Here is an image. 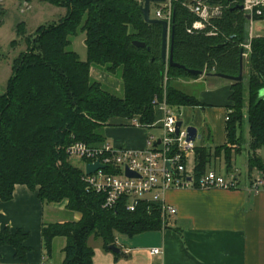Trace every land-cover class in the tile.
<instances>
[{"label":"trees","instance_id":"trees-1","mask_svg":"<svg viewBox=\"0 0 264 264\" xmlns=\"http://www.w3.org/2000/svg\"><path fill=\"white\" fill-rule=\"evenodd\" d=\"M40 1L64 9L65 15L30 35L24 23L15 26L16 38L26 49L14 60L0 94V202L10 201L14 187L23 185L36 191L45 206L65 202L66 214L79 215L78 220L42 225L47 257H51L54 240L64 239L61 264H93L94 252L87 244L90 237L100 239L109 251V246L116 247V233L131 238L164 227L158 203L143 202L133 213L123 204L104 209L103 197L87 189L82 165L73 167L64 148L73 142L91 148L103 145V129L112 120L137 118L142 128L152 129L156 106L163 102L176 113L185 107H202L196 98L176 89L175 81L214 75L237 77L242 60V81L230 82L225 141L216 154L225 152L229 172L231 154L242 150L237 131L246 114L251 151L247 166L249 171L264 174V162L256 155L264 148V99L259 97L264 90V37L249 38V22L264 17L248 20L237 8L244 0H202L221 7L222 15L193 33L188 30L196 17L187 9L186 0L172 1L171 55L173 63L183 70L163 63L162 27L143 20L140 0ZM3 18L0 9V25ZM78 31L85 34V62L69 50L70 38ZM134 41L144 43L145 48L134 47ZM247 44L249 51L244 48ZM92 68L117 77L121 94L93 80ZM211 160V148L195 149L193 172L197 179ZM27 239L20 230L0 229V247H11L21 264H26L30 251L25 246Z\"/></svg>","mask_w":264,"mask_h":264},{"label":"crops","instance_id":"crops-1","mask_svg":"<svg viewBox=\"0 0 264 264\" xmlns=\"http://www.w3.org/2000/svg\"><path fill=\"white\" fill-rule=\"evenodd\" d=\"M90 76L116 92L122 88L121 82L98 69L92 68ZM207 80L219 82L222 79L200 77L190 81V85L202 83L203 86L208 84L209 88L215 89H204L199 94L197 100L202 107L182 109L187 126L194 127L197 136L198 132L207 128V138L212 141L216 139V146L221 147L225 141L226 114L224 118L216 119L218 111L214 108L229 106L230 84H209ZM156 114L158 118H155L153 128L157 127L163 117L159 109L155 110ZM146 130L127 121L112 120L105 130L104 145L118 150H145L151 137ZM194 158L195 155L190 169H194ZM252 171L248 172V178L239 180L236 190L189 188L166 191L161 197V203L174 208L176 215L165 217L164 227L160 231L150 232L156 237L149 246L132 247L125 252L119 249V257L107 256L104 260L94 256L92 263L264 264V190H250L251 175L256 173L264 179V174L257 170ZM65 205L64 202L60 206H45L38 199L36 191H30L23 185L14 187L10 201L0 202V229L8 228L12 232L20 230L28 236L25 246L30 248V251L26 256V264L62 263L63 256L58 260L46 256L41 229L44 223L65 222L67 217L60 215L66 214ZM46 211L51 212L49 219ZM58 214L59 216H56ZM78 219V214L72 215V220ZM152 248L162 250L161 258L150 254L149 250ZM0 264L21 263L14 258V250L11 247L1 246Z\"/></svg>","mask_w":264,"mask_h":264},{"label":"built area","instance_id":"built-area-1","mask_svg":"<svg viewBox=\"0 0 264 264\" xmlns=\"http://www.w3.org/2000/svg\"><path fill=\"white\" fill-rule=\"evenodd\" d=\"M172 1L164 0L154 14L156 20L167 22L169 27L173 19ZM188 1L187 9L196 17L188 33L204 30L211 20L218 19L222 15V8L219 6H209L202 0ZM242 7L243 12L250 18L264 17V0H244ZM252 37L250 32L249 38ZM244 48L249 51V44ZM156 109L161 110L163 114L160 126L163 135L158 139L151 136L145 150H118L104 144L101 147L91 148L81 142H73L64 148L67 156L83 161L82 180L88 190L103 197L104 209L113 210L119 204H123L127 212L133 213L143 202L158 203L163 218L173 217L176 215V210L161 203L162 195L170 189L230 191L238 189L239 176L232 171L218 174L210 170L197 179L193 169L187 167L188 161L195 155V141L187 140L186 128L183 124L176 134V123L179 120L165 102L156 106ZM225 120H228L227 116ZM129 123L141 127L137 118L130 120ZM96 162L104 166V169L86 175V166ZM126 171L136 177L128 178ZM250 183L252 192L264 190L262 176L251 178ZM149 251L152 256L158 258L162 256V250L159 248H152Z\"/></svg>","mask_w":264,"mask_h":264},{"label":"rangeland","instance_id":"rangeland-1","mask_svg":"<svg viewBox=\"0 0 264 264\" xmlns=\"http://www.w3.org/2000/svg\"><path fill=\"white\" fill-rule=\"evenodd\" d=\"M186 4L189 3L188 0L185 1ZM160 5L151 4L150 6V18H154L155 10ZM0 9L4 12L3 24L0 25V94L4 93L6 83L11 76L12 66L14 60L19 56V54L26 49V45L23 41H20L16 38L15 35V26L18 23H24L26 34H32L38 27L44 26L47 24L57 23L61 17L65 15V10L62 8H57L51 6L46 3H42L40 0H0ZM1 20V19H0ZM253 37H264V20H255L249 22V33ZM15 41V46H12L11 43ZM70 47L69 50L73 51L77 54L80 61L85 62L87 59V48L85 44V34L83 31H78L76 35L70 38ZM117 81L120 80L117 77H113ZM209 84H230L229 81L220 80L217 82L216 80H207ZM216 82V83H214ZM223 82V83H220ZM190 81H175L173 82V86L183 92L184 94L190 95L196 99H199V94L205 90H213L215 88H209L208 84L199 83L200 85H190ZM245 84V80H244ZM109 89V88H108ZM110 91L121 94V90L116 92L112 89ZM218 112L216 113V119L224 118V115L227 114V108L220 106L218 108H214ZM201 110V109H200ZM179 121L183 123V127L187 128L186 117L184 115L183 109H181L178 113H176ZM158 118V114L155 115V118ZM160 118V117H159ZM158 120V119H157ZM162 124V118H160V123L157 127L146 130L148 135L154 136L156 139L162 137L163 132L160 129ZM109 126H106L103 129V136H105V130ZM207 128L198 132V136L194 142L195 148L205 146L212 149V160L211 164L207 166L208 169L215 171L218 174H223L227 171V162H226V154L224 151L216 154V139L212 141L207 137ZM237 136L240 138L242 150L240 154H231L230 162L231 168L230 171L235 172L239 176V180L242 178H248L249 171L247 166L248 155L251 152L249 149L250 145V136H249V127L246 114H244V118L242 120L241 128L237 131ZM106 139V138H105ZM102 146V145H101ZM99 146V147H101ZM264 148H261L256 151V155L264 162ZM263 152V153H262ZM71 165L76 168L81 167V160L77 158H71ZM193 166L192 160H189L187 163V167L190 169ZM229 171V172H230ZM249 172V173H248ZM254 172V171H252ZM250 178H255L258 175L253 174ZM149 199V197H147ZM48 219L52 216L50 211H46ZM62 217H67L66 221L72 220L71 214H60ZM56 216H59L56 215ZM60 217V219H63ZM164 222V221H163ZM156 235L152 233H143L136 235L134 237H128L123 234H115V245L116 248L121 249L122 252L127 251L132 247L143 248L149 246L151 242H153ZM88 246L92 248L94 252V256L96 258H100L104 260L107 256L115 255L111 251H107L103 247V243L100 239H95L90 237L87 242ZM65 247L64 239H56L53 242L52 246V259L58 260L60 256L62 257V249Z\"/></svg>","mask_w":264,"mask_h":264},{"label":"water","instance_id":"water-1","mask_svg":"<svg viewBox=\"0 0 264 264\" xmlns=\"http://www.w3.org/2000/svg\"><path fill=\"white\" fill-rule=\"evenodd\" d=\"M142 2V7H141V14L143 16V20L146 23L149 24H158L162 27V33H161V59L163 61V63H167L168 67L170 68H175V69H179V70H183V67L174 64L173 60H172V44H170V37L173 34V27L172 25H170V27L168 26L167 22L165 21H161V20H156V19H151L150 18V6L151 4H162L164 3V0H140ZM231 1V0H229ZM238 10H243L242 5L237 7ZM247 19H250V16H246ZM173 23V21H172ZM172 42V40H171ZM133 46L136 48H145L144 43H140V42H133ZM189 74L192 75H197V76H202L201 72H197V71H189ZM215 78H219L225 81H229V82H236L239 83L242 81V60L240 62V72L239 75L237 77H229V76H224V75H214ZM259 97L264 99V90H262L259 93ZM182 122L179 121L176 123V134L179 133V130L182 126ZM186 133H187V140L190 142L195 141V139L197 138V130L192 127L189 126L186 128ZM159 144V142H157V145ZM104 169V166H101L98 162H96L95 164H90L87 165L85 168V174L86 175H91L94 174L95 172H97L98 170H102ZM126 176L128 178H134L136 177L134 174L126 171ZM109 251H111L114 254H119L120 250L118 248H116L115 246H109Z\"/></svg>","mask_w":264,"mask_h":264}]
</instances>
